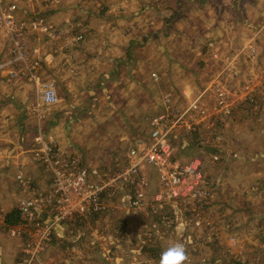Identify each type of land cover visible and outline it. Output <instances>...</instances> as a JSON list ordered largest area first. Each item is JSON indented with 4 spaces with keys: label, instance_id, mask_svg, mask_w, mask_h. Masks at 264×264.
<instances>
[{
    "label": "rangeland",
    "instance_id": "rangeland-1",
    "mask_svg": "<svg viewBox=\"0 0 264 264\" xmlns=\"http://www.w3.org/2000/svg\"><path fill=\"white\" fill-rule=\"evenodd\" d=\"M91 1H65L57 8L37 2L35 11L33 5H24L21 17L45 15L54 24L53 36L28 35L25 61L15 59L10 46L3 45V57L0 56V214L6 216L17 209L25 194L16 180L19 171L32 177L40 189L46 185L48 174L31 154L40 130L52 135L66 153L107 165L138 140L148 139L146 118L163 110L166 93H172L181 102L182 89L191 86L199 90L207 77L214 74L211 67L220 69L229 58L237 71L224 75V79H231L234 86L239 85L252 98L235 107L220 142L212 141L204 128H200L194 142L195 132L179 131L173 138L180 159L202 156L210 164L209 172L217 191L206 208L219 232L212 228L197 235L191 232L189 219H178L179 229L174 235L151 217L130 221L133 228L145 225L155 235L150 243L144 244L153 264H159L161 253L174 243L185 245L186 264H231L237 259L242 264H264V0H209L206 3L133 0L138 11L132 17L134 26L129 30L126 26L114 28L115 23L109 26L111 32L120 30L123 35L119 42L120 55L114 59L108 57L106 68H99V77L93 70L88 73L85 84L77 83L75 97H71L70 89L61 83V95L57 87L56 90L64 100L54 105L41 103L36 109L38 93L30 82V74H26L32 61H39L34 72L40 79L55 83L48 76L58 67L63 71L75 68L70 67L64 55L69 46L58 44L59 40H64V32L73 38L69 39L73 41L69 45L79 48L94 30L86 26L93 15L101 21L107 20L106 25L110 23L108 16L104 17L105 8L115 4V0L89 4ZM77 5L83 14L76 11ZM178 9L181 11L174 14ZM58 12V18L54 19L52 15ZM62 23L72 24L67 30ZM79 34L82 38L77 39ZM50 41L52 44L48 43ZM109 45H113L112 42ZM71 62L73 65L77 60ZM205 145L214 147L219 161L211 163L212 156ZM154 190L153 181L150 192ZM115 215H98L78 221L72 227L63 226L53 240L47 260L52 264L83 259L89 264H114L107 257L113 256L115 249L110 244L116 238L113 230L119 221ZM69 229L74 233H69ZM187 231L189 235L185 236ZM1 242L5 249L3 253L0 245L3 264H13L19 241L3 237ZM104 245L108 247L103 250ZM74 247H78L79 252ZM121 248L131 250L127 243ZM125 254L131 256L128 264H138L132 257L134 253ZM114 256H120V252L114 250Z\"/></svg>",
    "mask_w": 264,
    "mask_h": 264
},
{
    "label": "built area",
    "instance_id": "built-area-1",
    "mask_svg": "<svg viewBox=\"0 0 264 264\" xmlns=\"http://www.w3.org/2000/svg\"><path fill=\"white\" fill-rule=\"evenodd\" d=\"M65 1L71 2L0 0V34L10 41L15 59L26 60L28 35L53 36L55 28L41 13L22 18L23 6L33 5L35 11L37 2L57 8ZM80 38L81 34L77 36ZM32 62L26 74H30V82L38 93L36 109L41 103H59L54 81L40 79L34 72L39 61ZM211 71L214 74L207 77L199 90L191 86L182 89L181 102L172 93H166L163 110L146 118L148 139L138 140L107 165L90 163L78 154L66 153L52 135L40 130L31 154L48 174L46 185L40 189L32 177L19 171L16 180L25 193L18 202L19 220L10 224L7 214H0V242L3 237L19 241L13 264H52L47 255L63 226L72 227L78 221L98 215L117 214L119 221L113 231L114 244L118 247L127 243L135 248L152 241L153 232L145 225L133 228L131 218L151 217L172 235L179 229V218L189 219L193 230L212 229L214 221L206 207L217 186L209 172L210 164L202 156L180 159L173 138L179 131L193 133L204 128L212 141L220 142L235 107L252 96L239 85L234 86L231 79H224V75L237 71L229 58L224 67H211ZM208 154L212 156L211 163L219 161L216 150ZM153 181L155 190L150 192ZM69 232L74 233V230L69 229ZM184 235L188 236L189 231ZM74 250L79 252L80 249L74 247ZM113 256L108 255V259H114ZM0 264H3L1 254Z\"/></svg>",
    "mask_w": 264,
    "mask_h": 264
},
{
    "label": "crops",
    "instance_id": "crops-1",
    "mask_svg": "<svg viewBox=\"0 0 264 264\" xmlns=\"http://www.w3.org/2000/svg\"><path fill=\"white\" fill-rule=\"evenodd\" d=\"M95 1H97V0H93L89 4H94ZM135 2L133 0H115V4L107 5V7L105 8L106 9V15H104V17L108 16L107 18L110 21V23L108 25H106L107 20L101 21V20H99V17H97V15H93V17L90 21V24H88L86 26H88L89 28H94V30L92 32H90L91 34H89L87 36V37H89L88 41L83 42L79 48L72 46V45L71 46L69 45L73 42L69 39L73 40V38L71 36H69L67 34V32H64L65 38H64V40H59L58 44H60V47H63V45L69 46V47H67L68 51L66 50L67 53H65L64 55L66 56V61L69 62L68 64H70V67H75V68L74 69L69 68L67 71H63L62 69H60L58 67L56 71H53L48 76V77H52L55 80V84H56L57 90L59 92V95H61L60 84L65 83L66 86L70 89L71 97H75L76 96L75 85L77 83L85 84L87 81V78H89L88 73L93 71V70H95L97 72V75H95V76L99 77V68L101 70L106 68L107 61L109 60L108 57L113 56V59H114V56L120 55L119 52H120L122 47H120L121 44L119 42L121 41V37L123 35H122L120 30H117V32H114V31L111 32L109 26L112 23H115L114 28H116L118 26V27H120V29H122L123 26H126V28L129 30V27H133L135 24L134 23L135 18H132V17L138 13L137 8L134 5ZM122 8H124V9L120 10ZM75 9H76V11L80 12V14H83V11L81 10L79 5H77L75 7ZM116 10H119V13H116ZM113 12L115 13V15H111ZM122 13H126V14H122ZM58 14H59V12L54 14V15H52V14L51 15L54 19H57ZM107 18H105V19H107ZM78 21H80V20H77V22ZM77 22H75L73 24L72 23H67V24L62 23V26L63 27L66 26L65 29L68 30L70 28V24H72V28H73ZM77 32H78V30L75 33H77ZM92 33H95V34L93 35ZM105 41L107 43H106V45H103L105 43ZM26 42L29 43L27 41V38H26ZM109 42H112L113 45H109ZM48 43L52 44L51 41ZM4 44H6L8 47V46H10V41L7 40L4 37V35L0 34V56H2V57H3L2 52H3V45ZM63 49H61V50H63ZM90 57H92V58H90ZM53 59H55V58L53 57ZM74 60H77V63H74L72 65L71 61H74ZM71 71H73L75 74H71L70 73ZM91 78H95V77L92 76ZM80 86H82V85H80ZM82 87H84V86H82ZM63 100H64V97L61 96L60 102ZM45 182L46 181H44V183ZM110 244H112V246H113L112 248H115L112 251L113 255H114V250H117L120 252V256H118V257L114 256V260L107 259V260H110V262H113L114 264H128V260L131 256H128L125 253H130V252L134 253L135 256L133 255L132 257H135L134 259L137 260L138 264H141L142 262H145V264H147V263L153 264L151 262L150 255H148L149 252L146 250V247L142 244H139L135 248H130L133 251L129 250V248L128 249H123V248L119 249L120 247L115 245L112 241ZM0 245H1V249H2L3 248L2 242H0ZM105 247H108V246L104 245L103 250L105 249ZM2 251L4 253L5 249L4 250L2 249ZM9 252H11V250H9ZM137 252H140V254H138ZM72 262H73L72 260H69V261H67V264H78V263L89 264V263H86L84 261V259H83V261H76L75 263H72ZM9 263H10V261H9Z\"/></svg>",
    "mask_w": 264,
    "mask_h": 264
},
{
    "label": "clouds",
    "instance_id": "clouds-1",
    "mask_svg": "<svg viewBox=\"0 0 264 264\" xmlns=\"http://www.w3.org/2000/svg\"><path fill=\"white\" fill-rule=\"evenodd\" d=\"M188 255L183 243L169 245L160 256L159 264H186Z\"/></svg>",
    "mask_w": 264,
    "mask_h": 264
},
{
    "label": "trees",
    "instance_id": "trees-1",
    "mask_svg": "<svg viewBox=\"0 0 264 264\" xmlns=\"http://www.w3.org/2000/svg\"><path fill=\"white\" fill-rule=\"evenodd\" d=\"M196 1L199 3H206L209 0H196ZM235 1H238V0H235ZM179 7L182 8L181 1L179 3ZM179 11H181V9H178V11H176L174 14H178ZM193 134H194V138H193V142H194L196 140V138H198L199 133L195 132ZM6 219H7V222H9L10 224L16 223L19 220L17 209H14V210L10 211L9 213H7ZM212 228H214V230H215L214 232H219L217 229H215L216 228L215 223H214ZM207 230H210V229H207ZM192 231H195L197 235L199 234V232H204V231L191 230V232ZM214 232H212V233L214 234ZM200 236H202V234ZM217 236L219 237V235H217ZM215 238L217 239V237H215ZM222 260L224 261V259H222ZM237 260L238 261H236V263H231V264H242L239 259H237Z\"/></svg>",
    "mask_w": 264,
    "mask_h": 264
},
{
    "label": "water",
    "instance_id": "water-1",
    "mask_svg": "<svg viewBox=\"0 0 264 264\" xmlns=\"http://www.w3.org/2000/svg\"><path fill=\"white\" fill-rule=\"evenodd\" d=\"M205 149L208 150V151H210V153H213L214 152V147L211 146V145H206L205 146Z\"/></svg>",
    "mask_w": 264,
    "mask_h": 264
}]
</instances>
